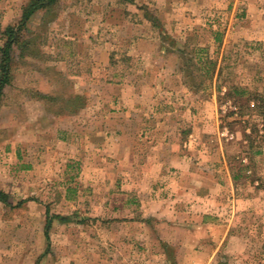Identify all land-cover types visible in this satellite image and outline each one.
Returning a JSON list of instances; mask_svg holds the SVG:
<instances>
[{"label": "rangeland", "instance_id": "obj_1", "mask_svg": "<svg viewBox=\"0 0 264 264\" xmlns=\"http://www.w3.org/2000/svg\"><path fill=\"white\" fill-rule=\"evenodd\" d=\"M28 1L0 0V46ZM251 1L259 8L222 0L215 13L214 3L191 0H58L45 24L43 12L32 18L26 36L35 32L42 55L13 61L0 106V186L11 196V204L0 202V264H264V110L247 102L264 95V0ZM202 54L214 64L200 63ZM235 87L247 91L240 100ZM43 94L62 96L55 111L75 94L86 106L59 116L46 110ZM130 112L133 121H125ZM155 146L190 153L192 185L204 172L213 183L224 162L239 175L241 213L232 227L243 242L214 256L197 238L182 249L180 233L176 245L162 246L164 224L149 215L156 227L145 224L136 236L144 210L126 178H136V164L146 165ZM171 189L174 181L156 190L161 197ZM55 214L73 218L64 223Z\"/></svg>", "mask_w": 264, "mask_h": 264}, {"label": "crops", "instance_id": "obj_2", "mask_svg": "<svg viewBox=\"0 0 264 264\" xmlns=\"http://www.w3.org/2000/svg\"><path fill=\"white\" fill-rule=\"evenodd\" d=\"M191 1L196 3L193 5H199L201 7H207L208 2L214 3V5L210 8V11L214 12V10L216 9L215 13H217V9L219 7L218 3L222 0H197L198 2L195 0ZM236 2L238 3V5L239 3H244L245 9L248 8V10L259 8L258 5L251 0H246L245 2L242 0H236ZM231 5L232 4L229 5V8H231ZM136 101L137 102L131 107L132 109L137 110L140 107V101H138V99H136ZM128 114L129 115L125 117V121H133L134 113L130 112ZM64 115L74 116L77 115V113L60 114L59 116ZM147 130H143L141 134H148V132L151 131L150 129ZM185 146L186 143L184 142V147ZM6 149H8V151H11L9 150V148ZM158 151H160L158 146L151 147V155L147 160V164H143L144 160L140 161V164H136L138 170L136 178H126L128 182L136 183V193L134 192L136 196L134 200L144 210H142V216L140 218H136L137 220H140L137 222L142 225V228L138 230L139 232L136 236H144L142 232H145V224L148 225L149 232L153 231L154 227H156L151 226L149 224V220L144 218L146 215H149L151 220H153L154 222L156 221L164 224L160 233V242L162 246L163 244H165L167 245V247H169V244L173 241V235L180 233V237L183 238L182 241H179V243L182 244V249L186 248L184 246V242H186L187 239L197 238L195 242L198 240L199 246L203 249V251L214 248V256L215 251L219 250V248L224 247V245L232 247L235 240H240L241 242H243V238L239 237L238 234L233 232V221L235 219V216H238V214L241 212H239L240 207L237 206V201L239 200L237 198V181L234 180V178L236 179V176H234L233 173L230 172L229 168L226 165V162H224V165H216L218 167L220 166L221 170L219 169V172H217V174H214L216 178H214L213 183H210L212 180L208 177V172H204V174L201 173L202 175H200L201 181L198 180L196 185H192L187 181L190 178L195 177L192 171L194 170V164L191 160L192 156L190 155V153H187L185 149L177 152L173 147L169 146L164 151L162 150L161 153H159ZM262 151L263 150H261V152ZM137 152L139 153V150H137ZM124 153L128 155L129 153H134V151L127 148L125 149ZM222 155L224 157V151H222ZM195 164H198V162H196ZM199 164L201 167H203V169H207V167L212 168L211 166H206L207 163L205 162H199ZM132 166H134V164ZM146 167L148 171L145 172ZM173 174H176L177 177L174 176V178H172L171 176H173ZM160 176L164 177V180H160ZM158 180H160V182H158ZM173 181L176 185V192L173 193L174 190L172 189L166 190L164 195H162L161 197L158 196V192L156 189H158L160 185H173ZM199 182L202 183L198 185ZM147 184H151L153 185V187H150V190H145V185ZM0 189L8 193L5 189L1 188V186ZM67 189L70 188L68 187ZM226 189L231 192L230 196L232 197V205L229 206V208H227L228 206L224 205V202L226 201V197H224ZM215 191L217 192V194H214ZM8 195L9 201L11 202V196L9 193ZM65 198L70 199L73 197H70L67 194ZM129 201H131V199H129ZM58 215L73 218L72 215L64 214H55L54 217L58 218ZM58 219L60 220V218ZM68 221L69 220H66L64 221V223H67ZM47 225L48 218L46 227ZM199 231H201V234L199 233ZM218 231L221 232L220 236L215 235L213 237L214 233ZM47 232L48 231L46 229V233ZM164 232L167 233L168 236L164 235ZM127 234L128 230L126 227L124 230V237H122V240L117 244L120 245V248H123V244L126 247L125 244L128 240ZM172 244L176 245L175 242ZM179 247L180 246H178L177 248ZM167 258L166 263H168L169 261Z\"/></svg>", "mask_w": 264, "mask_h": 264}, {"label": "trees", "instance_id": "obj_3", "mask_svg": "<svg viewBox=\"0 0 264 264\" xmlns=\"http://www.w3.org/2000/svg\"><path fill=\"white\" fill-rule=\"evenodd\" d=\"M58 0H29L23 7V12L21 19L16 23H11L5 26L3 30V39L4 43L2 46H0V106L2 104L3 98L5 96V88L7 85H9L13 81L14 77V69H13V61L14 60H23L27 56L32 57H40L42 55L41 50L37 48L36 42H37V35L34 33H31L30 36H26L27 33L30 31V22L32 18L35 15H39L43 12L44 20L43 23L45 24L48 20H46V16L52 11V9L55 7ZM149 20L154 22V24L157 25L156 19H152L148 14L146 15ZM46 18V19H45ZM201 51L204 49H200ZM181 53H183V50H181ZM200 63L202 60V63L205 65L208 64H214L212 62L209 63V60L207 61L203 54L199 57ZM49 68V67H48ZM47 68V69H48ZM50 69V68H49ZM211 72V69L208 67L206 70V75L209 77V74ZM45 74V72H44ZM47 75V74H46ZM247 91L240 89L239 87L234 88V94L237 97H241V95L246 94ZM263 94H252V97L247 100V102L250 105V101L254 100V108H262L264 110V95ZM261 96V97H260ZM62 96H54V95H47L43 94L40 96V99H44L46 102V110L50 113H54L56 115L65 114L63 109H67L68 107H71L67 113L69 114H76L78 113L82 108L86 106V99L83 94H75L71 97H67L64 100H66V103L62 108L58 109L57 111L52 109V104H58V99H60ZM237 100H240L237 98ZM49 102L51 104L49 105ZM252 108V109H254ZM264 113V112H263ZM252 134L256 133L257 130L255 127L252 129ZM245 136L250 137L251 144L250 146H253V143L255 139L252 137L251 134L246 133ZM255 152L260 153L261 149L255 150ZM239 178V175H236V179ZM0 201H3L7 204H11L9 201V195L4 190L0 189ZM58 218L62 221L69 220V217L67 216H60L58 215ZM52 219H48V225Z\"/></svg>", "mask_w": 264, "mask_h": 264}]
</instances>
